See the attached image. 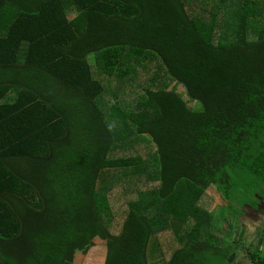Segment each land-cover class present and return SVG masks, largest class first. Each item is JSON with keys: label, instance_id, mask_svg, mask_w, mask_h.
Segmentation results:
<instances>
[{"label": "trees", "instance_id": "trees-1", "mask_svg": "<svg viewBox=\"0 0 264 264\" xmlns=\"http://www.w3.org/2000/svg\"><path fill=\"white\" fill-rule=\"evenodd\" d=\"M261 200L264 0H0V264H236Z\"/></svg>", "mask_w": 264, "mask_h": 264}, {"label": "rangeland", "instance_id": "rangeland-1", "mask_svg": "<svg viewBox=\"0 0 264 264\" xmlns=\"http://www.w3.org/2000/svg\"><path fill=\"white\" fill-rule=\"evenodd\" d=\"M88 61L91 63L92 67L95 66V63L93 62V59L91 57L88 58ZM152 65H153V71L159 70V65L157 62H153ZM177 91L182 95L183 100H185L188 103V106H191V107L195 106V104L190 103L188 101L184 93V90L181 86H178ZM107 97L108 96H105V99H109ZM196 107H198V105H196ZM147 144L148 142L145 143L146 149H147V146H146ZM212 189L209 190L208 192L209 195H211L214 199L211 204L212 206L209 210L211 213H213L217 207L223 206L225 204V202L220 198V196L214 191H212ZM118 195L119 194H117L115 197H117ZM118 199L119 198L117 197V200ZM254 202H252L250 205L251 207L248 208L250 212L247 213L249 211L248 210L245 214H243V216H239L240 218H236V222L234 221V219L232 221V218L230 215L229 216L226 215L225 219H223L222 221L219 220V224H217L220 228L223 229L224 232L228 234L231 233V235L236 240H238V237H239L238 233L241 231H244V235L242 237L243 238L242 244L244 245H240L235 250V254L231 255V257L235 259L236 264H254L253 261L250 259V256L247 254L246 248L249 246L253 250L254 249L256 250L257 246L264 247V206L259 207L260 212L257 214L259 217L257 219H252L251 217V214L253 212L252 210L256 208V203ZM218 216L219 215H217L216 213L214 219H216V217ZM232 225H234L233 231H232ZM242 226H244V228ZM177 228H178V224H176V229ZM188 229H189V226L187 230ZM163 235H164V238H163L164 242L161 241V244L157 245L155 238L151 237L147 245L148 259L150 263H153V262L155 263L157 259H160L164 256V252L165 254L166 253L169 254L171 253L170 251L174 250L179 245L177 242L179 239V233L177 231L174 233H172L171 231L170 232L166 231V233ZM99 240L101 239L99 238ZM104 245H105V242H104ZM157 246H159V250ZM90 249L91 248H88V247L86 249H78L77 251L73 253L72 260L68 261V263L66 264H82L83 262L81 263V261H82L83 256L86 255V251L87 250L89 251ZM102 249L96 255L100 254V256H102L103 255ZM85 263L89 264L88 261ZM156 264L158 263L156 262Z\"/></svg>", "mask_w": 264, "mask_h": 264}, {"label": "crops", "instance_id": "crops-1", "mask_svg": "<svg viewBox=\"0 0 264 264\" xmlns=\"http://www.w3.org/2000/svg\"><path fill=\"white\" fill-rule=\"evenodd\" d=\"M116 194H119L118 195L119 199L117 200V202H120L121 201V196L124 197V198H126L123 194L120 193V191H119V193H116ZM123 210H125V209H122L119 212H121ZM120 217H121V219H123L125 217V214L122 215V216H120ZM120 217L118 219H115V220L116 221H119L120 220ZM75 229H76L77 233L80 235L81 226H76ZM178 244H179L178 246H180V243L179 242H178ZM88 248H91V249L89 251L88 250L86 251V255L83 256L81 263L83 262L84 264H86L85 262L88 261L89 264H100V263L101 264H104L105 254H106L105 245L103 243H101V242H97V243H94L93 245H89ZM101 249L103 251L102 252L103 255L102 256H100V254L99 255H96L97 253H99L101 251ZM75 251H77V249ZM147 257H148V254H147Z\"/></svg>", "mask_w": 264, "mask_h": 264}, {"label": "flooded vegetation", "instance_id": "flooded-vegetation-1", "mask_svg": "<svg viewBox=\"0 0 264 264\" xmlns=\"http://www.w3.org/2000/svg\"><path fill=\"white\" fill-rule=\"evenodd\" d=\"M264 206V200H261L260 207ZM260 212V210L253 211L251 214L252 219H257L259 216L257 215Z\"/></svg>", "mask_w": 264, "mask_h": 264}]
</instances>
